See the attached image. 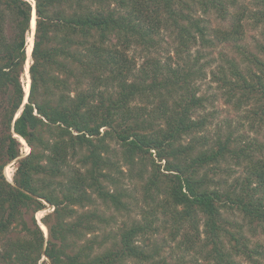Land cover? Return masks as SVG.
Segmentation results:
<instances>
[{"label":"trees","instance_id":"1","mask_svg":"<svg viewBox=\"0 0 264 264\" xmlns=\"http://www.w3.org/2000/svg\"><path fill=\"white\" fill-rule=\"evenodd\" d=\"M33 1L0 0V264H186L188 256L197 264L196 255L204 264H263L264 252L231 233L221 209L235 206L264 231V158L232 133H207L199 84L214 67L227 102L240 110L256 98L248 118L264 125V43L257 53L240 44L246 19L264 36V0L255 11L242 0ZM196 8L228 26L212 28ZM166 32L180 61L150 57ZM225 44L244 68L223 51L210 60L206 50ZM20 139L30 148L24 157ZM228 161L243 176L212 189L210 173ZM119 164L141 182L144 204L113 233L106 210L128 213L132 198L112 176ZM45 204L47 236L35 217ZM161 228L174 243L170 257L154 241Z\"/></svg>","mask_w":264,"mask_h":264},{"label":"rangeland","instance_id":"2","mask_svg":"<svg viewBox=\"0 0 264 264\" xmlns=\"http://www.w3.org/2000/svg\"><path fill=\"white\" fill-rule=\"evenodd\" d=\"M256 2L257 0H242L240 2L241 5L244 7L254 10L256 9ZM196 17H206L208 18V21L210 22V26L212 28H226L229 23V18L223 20L220 18L218 14H216L214 11L211 12L210 15L204 16L201 12L200 9L197 8L195 9ZM229 11L233 12L234 10L229 8ZM252 20H244L243 22V38L240 42L241 45L246 47L249 51L252 53H257L256 47L258 44H263L264 43V36L262 34L261 28L254 27L252 24ZM31 38V35H30ZM160 46L157 49V51H154L151 53L150 57L153 58H161V61L168 60V56H170L173 61H180L179 58L174 56V44H173V36L170 33H165L162 34L160 37ZM198 46H194L190 49V54L189 56L185 53L182 54L181 58L183 61H191L192 58L194 57L196 50H198ZM211 51L210 55L213 61H216L218 59L219 52L223 51L227 53L229 56L234 57L238 62L240 63L241 68L245 67V62L243 60V57H241L234 49L232 44H225L221 45L218 48H215L213 51L210 49L206 50ZM130 55H134L136 57V63L137 65H140L143 62V59L140 57L142 56V52L136 50L134 53H130ZM261 56V55H260ZM263 57V56H261ZM244 61V62H243ZM219 62V61H218ZM205 63V62H204ZM220 63V62H219ZM182 64V63H180ZM215 65V64H213ZM253 67V66H252ZM215 70L214 67L210 68L207 70V76L206 79L200 82V92L199 94H203L209 98V102L207 103L206 108L203 111H200L201 115H207L209 116L210 119V124L207 128V133L211 136L214 135L215 133H221V136L224 137L227 133H232L233 136L238 138L242 143L240 146L244 144H248L251 146L252 150L254 151L253 153L256 156H260L264 158V125L260 122V124L252 122L248 118V114L251 110L255 109L259 103L257 99L252 100L249 105H246L242 107L240 110H236L234 106L227 102L225 97L222 95V92L217 90V85L212 83V78H211V71ZM27 82V78L22 79L23 85ZM258 102V103H257ZM30 151V148L28 145L25 143L23 144L21 139H20V155L21 157L26 156ZM234 161H228L225 163H222L220 165L219 171L212 175L210 173V179L212 180L211 188L219 190L221 192L226 191L230 185L234 183L235 179H238L239 177L243 176L242 173V167L235 166ZM15 162L10 163L9 165L6 166L4 169V174L6 179L9 181H12L13 178V173L15 170ZM113 178L119 182V186H122L124 190L127 191L128 194L132 197L129 199L130 202V211L123 212L120 214L111 212L110 210H106V215H112L115 218L116 223L112 225V232H116L117 227H121L123 224L130 223L134 219H139L141 217L139 208L143 206V201H142V194L140 192V185L141 182L139 179L136 177L133 179H130L129 177V172L128 168L126 166H122L121 164L118 165L117 169L112 172ZM11 177V178H10ZM101 210H104L102 206H99ZM52 212V208L45 204V209L42 211H39L36 213L35 217L42 228V231L44 235H46L47 231L41 223L42 217H44L46 214ZM221 215L223 219H225L228 223L226 226L229 231L235 236L242 235L240 238L241 241H245L248 245L249 249H253L256 247H260V250L264 252V231L262 228L256 224H250L248 223L243 217L242 214L235 208V206L229 207V205H226L223 209H221ZM161 222V221H160ZM200 231L202 229L201 225L202 222L199 223ZM44 228V230H43ZM161 230H163L161 228ZM159 231V234L154 237V241L157 244V246L161 247L162 253L170 257L173 253L174 250V243L170 241L168 231ZM226 246L227 244V239H224ZM176 256L173 258H169L171 261H176L175 259ZM197 257V264H204L203 258L196 255ZM186 259V264H194L190 263L192 258L189 256ZM262 263L264 264V255L263 257L259 258ZM239 261L242 264H249L246 260L240 259Z\"/></svg>","mask_w":264,"mask_h":264},{"label":"bare ground","instance_id":"3","mask_svg":"<svg viewBox=\"0 0 264 264\" xmlns=\"http://www.w3.org/2000/svg\"><path fill=\"white\" fill-rule=\"evenodd\" d=\"M28 1H30L31 3L33 2L32 0H28ZM34 27H35V17H34V13H33V19L31 21V30L32 31L35 29ZM32 44H33V41H32V38H30V35H29V37L27 39V52H26L27 53V64H29V62H30V54H31V50H32ZM25 73H26L27 82H26V84L24 86V90H25V93L28 94L29 82H28V74H27L26 70H25ZM21 141H22L23 144H25L23 139H21ZM43 230H44V228H43Z\"/></svg>","mask_w":264,"mask_h":264},{"label":"water","instance_id":"4","mask_svg":"<svg viewBox=\"0 0 264 264\" xmlns=\"http://www.w3.org/2000/svg\"><path fill=\"white\" fill-rule=\"evenodd\" d=\"M33 3H34V1H33ZM33 32H34V30L31 33V38H33ZM30 56H31V54H30ZM28 68H29V64L26 63V72H27V74H28ZM28 82H29V77H28ZM28 90H29V85H28ZM26 96H28V94H26ZM26 102L27 101H25L24 103H26Z\"/></svg>","mask_w":264,"mask_h":264}]
</instances>
